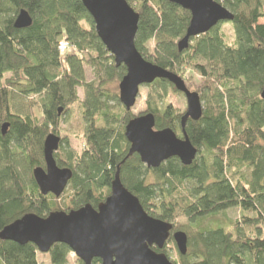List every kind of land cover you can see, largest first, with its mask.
Here are the masks:
<instances>
[{"label": "trees", "instance_id": "16d2710c", "mask_svg": "<svg viewBox=\"0 0 264 264\" xmlns=\"http://www.w3.org/2000/svg\"><path fill=\"white\" fill-rule=\"evenodd\" d=\"M126 1L139 15L135 46L144 59L184 81L190 70L202 79L195 92L203 116L186 126L197 158L191 166L173 158L149 170L136 154L121 164L130 150L125 128L132 113L108 87L120 83L127 69L116 66L82 1L0 0V232L28 214L47 218L87 205L97 209L111 195L121 166L122 184L146 213L172 224L171 234H187L188 254L178 253V264H264V0H215L234 16L228 23L235 44L226 43L220 23L191 39L183 52L178 44L189 11L168 0ZM22 10L33 24L17 29ZM63 41L76 52L65 63ZM86 67L93 70L91 82ZM147 88L156 129L181 137L184 114L165 104L174 86L157 80ZM76 105L86 121L85 148L79 154L61 145L56 162L73 178L59 199L44 196L33 171L45 168V140L51 133L60 136L63 118ZM234 208L240 217L233 221L226 212ZM71 253L56 244L49 256L52 264H68ZM37 254L33 244L0 240V264H39Z\"/></svg>", "mask_w": 264, "mask_h": 264}, {"label": "water", "instance_id": "95a60500", "mask_svg": "<svg viewBox=\"0 0 264 264\" xmlns=\"http://www.w3.org/2000/svg\"><path fill=\"white\" fill-rule=\"evenodd\" d=\"M93 19L98 37L114 57L117 67L124 66L127 74L119 84V101L127 112L137 103L142 87L157 80H166L187 100V112L182 118L184 139L172 129H156L154 114L133 118L125 128L130 144L129 154L121 163L138 155L149 170L160 168L176 158L184 166H191L198 155L187 133L188 120L198 122L203 116V103L197 92L188 89L185 81L174 73L146 61L138 52L135 40L139 28V15L126 0H81ZM191 13L185 37L179 42V52L187 50L193 38L209 33L220 23L234 20L233 14L215 0H168ZM33 24L25 10L20 11L15 28L26 29ZM264 100V90L261 94ZM63 112L59 111V115ZM9 124L2 127L6 136ZM61 138L51 133L44 143L45 168L33 171L34 180L42 195L60 198L73 178L70 169L60 168L55 154L60 149ZM118 166L111 184V195L97 209L87 205L72 212H54L47 218L28 214L5 227L0 232L1 241L21 246L33 244L38 252L49 254L56 244L70 248L83 264H174L162 251L167 242H175L180 255L188 254V236L178 231L171 234L173 226L150 216L139 199L122 184Z\"/></svg>", "mask_w": 264, "mask_h": 264}, {"label": "rangeland", "instance_id": "374dc122", "mask_svg": "<svg viewBox=\"0 0 264 264\" xmlns=\"http://www.w3.org/2000/svg\"><path fill=\"white\" fill-rule=\"evenodd\" d=\"M261 23H264V19L261 21ZM220 30L225 36L226 43L230 46H233L235 44V33L232 24L228 22H224V24L221 25ZM152 46L153 45L151 43L148 45L149 53ZM85 72H86L87 82H91L93 80V70L90 67H86ZM184 79L188 89H190L192 92H195L199 88V85L202 83L201 77L191 70L185 73ZM119 84L120 83H115L113 85H110L108 87L109 91L112 93H116L119 96ZM176 92H170L165 104L168 105L170 104L175 109L180 110V113L185 114L187 112V107H188L187 100L183 94ZM79 94L80 97H82V89L79 90ZM147 96H148V88L142 87L136 105L134 106V108H132L131 111H129L130 113H132V119L143 116L148 113L147 105H146ZM24 104L26 108L29 106L27 101L24 102ZM17 105H19V102H17ZM60 128H61V132L59 137L63 139V146L69 147L73 151L80 154L85 148L84 134L86 128V121L83 118L81 109L77 107V105L74 106L71 112H69L63 118ZM226 215L230 220L234 221L239 219L240 211L239 209L234 208L227 211ZM164 250L166 251L165 255L172 263H177V264L179 263L178 261L179 252L177 250L175 242L172 239L167 242V244L165 245L162 251ZM37 259L39 264H52L49 254H42L38 252ZM78 261L81 260H79L74 253H71L68 259V264H80Z\"/></svg>", "mask_w": 264, "mask_h": 264}, {"label": "built area", "instance_id": "2783aa9c", "mask_svg": "<svg viewBox=\"0 0 264 264\" xmlns=\"http://www.w3.org/2000/svg\"><path fill=\"white\" fill-rule=\"evenodd\" d=\"M72 51V52H71ZM59 53L63 58V63H65V56L66 55H75V49L67 42L63 41L59 44Z\"/></svg>", "mask_w": 264, "mask_h": 264}, {"label": "flooded vegetation", "instance_id": "af4514ba", "mask_svg": "<svg viewBox=\"0 0 264 264\" xmlns=\"http://www.w3.org/2000/svg\"><path fill=\"white\" fill-rule=\"evenodd\" d=\"M185 114H186V113H185ZM185 114H184V115H185ZM184 115H183V116H184ZM189 121H192V120L190 119V120H188V122H189ZM188 122H187V124H188ZM187 124H186V126H187ZM175 133H176V132H175ZM176 134H177V133H176ZM177 136H178V138H180V139H184L183 130H182V136L180 137L178 134H177ZM61 145H63V139H61L60 147H61Z\"/></svg>", "mask_w": 264, "mask_h": 264}]
</instances>
